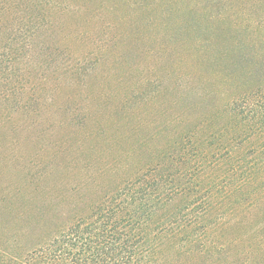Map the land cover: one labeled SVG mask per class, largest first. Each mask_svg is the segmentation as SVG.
Returning a JSON list of instances; mask_svg holds the SVG:
<instances>
[{"label": "rangeland", "instance_id": "obj_1", "mask_svg": "<svg viewBox=\"0 0 264 264\" xmlns=\"http://www.w3.org/2000/svg\"><path fill=\"white\" fill-rule=\"evenodd\" d=\"M263 129L264 0H0V264L180 156L152 264H264Z\"/></svg>", "mask_w": 264, "mask_h": 264}, {"label": "trees", "instance_id": "obj_2", "mask_svg": "<svg viewBox=\"0 0 264 264\" xmlns=\"http://www.w3.org/2000/svg\"><path fill=\"white\" fill-rule=\"evenodd\" d=\"M260 133L263 134L264 129ZM204 154L197 152L189 158ZM218 154L212 153L211 157ZM180 157L161 170L158 167L147 171L135 183L109 198L89 219L77 222L42 253L43 257H38L37 261L33 258L29 264H152L149 249H146V235L134 232L151 223L175 198L182 197L184 201L192 192H195L193 196L197 194L187 187L193 175L190 170L195 167H188L187 157ZM176 164L181 171L171 170ZM165 216L166 220L161 217L160 225L154 227L158 235L173 231L166 227L170 219L168 214ZM185 228L179 227L177 231L184 233ZM130 243L136 249L129 250Z\"/></svg>", "mask_w": 264, "mask_h": 264}]
</instances>
